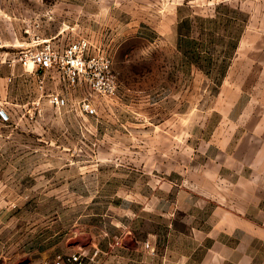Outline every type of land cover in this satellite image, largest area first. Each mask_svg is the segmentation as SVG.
<instances>
[{"label": "rangeland", "instance_id": "1", "mask_svg": "<svg viewBox=\"0 0 264 264\" xmlns=\"http://www.w3.org/2000/svg\"><path fill=\"white\" fill-rule=\"evenodd\" d=\"M248 27L264 0H0V264H264V35L238 51ZM82 38L95 64L76 87L17 60Z\"/></svg>", "mask_w": 264, "mask_h": 264}, {"label": "built area", "instance_id": "2", "mask_svg": "<svg viewBox=\"0 0 264 264\" xmlns=\"http://www.w3.org/2000/svg\"><path fill=\"white\" fill-rule=\"evenodd\" d=\"M89 42L87 39H78L65 45L59 50L54 44L46 43L39 48L27 49L21 51L18 61L25 67L30 64L40 69L56 68L61 75L62 80L70 87H76L86 82L85 73L92 68L95 57H88ZM103 66L109 69L110 61L104 60ZM98 76V75H97ZM95 86L98 91L114 95L116 93V84L112 82L98 81ZM53 102H59L58 95H54ZM86 110L90 104L84 103ZM149 247V243L146 245ZM97 252L90 256L84 251L72 253H58L46 264H102L96 259Z\"/></svg>", "mask_w": 264, "mask_h": 264}, {"label": "crops", "instance_id": "3", "mask_svg": "<svg viewBox=\"0 0 264 264\" xmlns=\"http://www.w3.org/2000/svg\"><path fill=\"white\" fill-rule=\"evenodd\" d=\"M254 29H252L251 27H248L246 29V32H244L243 36H242V41L240 42V45L238 47V51H240L242 48H245L246 45H248L250 43V37L252 34L254 35H264V28H260V29H255V32L253 31Z\"/></svg>", "mask_w": 264, "mask_h": 264}, {"label": "trees", "instance_id": "4", "mask_svg": "<svg viewBox=\"0 0 264 264\" xmlns=\"http://www.w3.org/2000/svg\"><path fill=\"white\" fill-rule=\"evenodd\" d=\"M236 45H237V43H233V44H232L233 47H236ZM226 68H227V66L225 65V67L221 70V75H222V76L225 74V72H226Z\"/></svg>", "mask_w": 264, "mask_h": 264}]
</instances>
